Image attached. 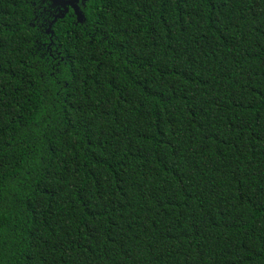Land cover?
Instances as JSON below:
<instances>
[{"label":"trees","instance_id":"trees-1","mask_svg":"<svg viewBox=\"0 0 264 264\" xmlns=\"http://www.w3.org/2000/svg\"><path fill=\"white\" fill-rule=\"evenodd\" d=\"M0 0V264H264V0Z\"/></svg>","mask_w":264,"mask_h":264},{"label":"water","instance_id":"water-1","mask_svg":"<svg viewBox=\"0 0 264 264\" xmlns=\"http://www.w3.org/2000/svg\"><path fill=\"white\" fill-rule=\"evenodd\" d=\"M77 2H78V0H67V1H65L64 4H63V6H64V10H63L64 13L61 14V15H58V16L54 19L53 22H55L57 18L62 19V18L64 17V14L68 12V9L65 7L66 4L69 5V6H70L75 12H77V10H78V8H77V6H76V3H77Z\"/></svg>","mask_w":264,"mask_h":264}]
</instances>
